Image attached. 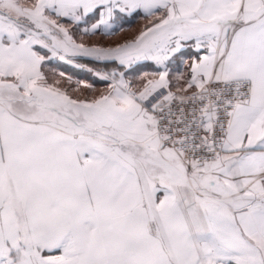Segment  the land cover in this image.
Wrapping results in <instances>:
<instances>
[{"label":"snow or ice","instance_id":"obj_1","mask_svg":"<svg viewBox=\"0 0 264 264\" xmlns=\"http://www.w3.org/2000/svg\"><path fill=\"white\" fill-rule=\"evenodd\" d=\"M0 264H264V0H0Z\"/></svg>","mask_w":264,"mask_h":264},{"label":"crops","instance_id":"obj_2","mask_svg":"<svg viewBox=\"0 0 264 264\" xmlns=\"http://www.w3.org/2000/svg\"><path fill=\"white\" fill-rule=\"evenodd\" d=\"M143 23V21H139L135 24L132 25V30L128 33V36H131L135 30ZM124 38V34H121L120 36H117V37H113L112 39L113 40H119V39H122ZM93 39H96V38H93ZM51 67H54V66H51ZM45 72L47 74L50 75V69L46 68L45 69ZM69 74H72L71 72H69ZM76 77L78 78H85V79H88L89 82H93L92 78L91 77H85L83 73H77L76 74ZM50 78H51V75H50ZM75 79V78H74ZM63 87H66V88H69L71 90V88L75 87V83L73 82V84L70 86L68 85L66 82L62 85ZM95 87L97 89V92L96 93H92V94H88V93H84L83 95H96L98 94L99 92H102L104 91V89L106 88V85L103 84V83H99V82H96L95 83ZM73 95H77L76 93H72ZM83 95L80 96V98H83Z\"/></svg>","mask_w":264,"mask_h":264}]
</instances>
